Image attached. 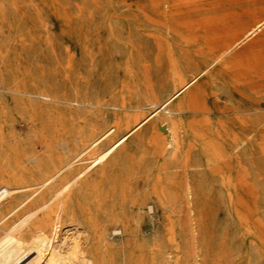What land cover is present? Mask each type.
<instances>
[{
  "label": "rangeland",
  "instance_id": "rangeland-1",
  "mask_svg": "<svg viewBox=\"0 0 264 264\" xmlns=\"http://www.w3.org/2000/svg\"><path fill=\"white\" fill-rule=\"evenodd\" d=\"M4 190L41 264H264V0H0Z\"/></svg>",
  "mask_w": 264,
  "mask_h": 264
},
{
  "label": "bare ground",
  "instance_id": "bare-ground-1",
  "mask_svg": "<svg viewBox=\"0 0 264 264\" xmlns=\"http://www.w3.org/2000/svg\"><path fill=\"white\" fill-rule=\"evenodd\" d=\"M262 25L263 24L259 25L251 34H254V32L261 29ZM53 171H56V169ZM51 178H53V176L48 175L46 181ZM71 184L72 183L70 181L63 185L61 189L66 190ZM7 194H9L8 190H4L0 194V202ZM30 221L31 217L24 220V222H22L17 229H14L11 233H6L5 236L0 238V264H25L28 260H30V255L32 254H37L36 258L27 264L42 263L44 257L47 255L46 252L51 247L52 239H55L53 236L56 235L58 226L40 223V219L36 223H30ZM21 231H24L23 234ZM26 236H30L29 241L26 240ZM93 261L91 263H93ZM58 263L67 264L62 261H58Z\"/></svg>",
  "mask_w": 264,
  "mask_h": 264
}]
</instances>
